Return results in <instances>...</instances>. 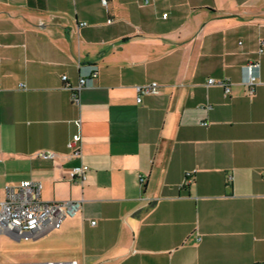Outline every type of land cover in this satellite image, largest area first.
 <instances>
[{
	"label": "crops",
	"instance_id": "1",
	"mask_svg": "<svg viewBox=\"0 0 264 264\" xmlns=\"http://www.w3.org/2000/svg\"><path fill=\"white\" fill-rule=\"evenodd\" d=\"M24 180L81 209L0 264H264V0H0V201Z\"/></svg>",
	"mask_w": 264,
	"mask_h": 264
},
{
	"label": "built area",
	"instance_id": "2",
	"mask_svg": "<svg viewBox=\"0 0 264 264\" xmlns=\"http://www.w3.org/2000/svg\"><path fill=\"white\" fill-rule=\"evenodd\" d=\"M106 6V0H99ZM166 16V15H164ZM85 24V23H82ZM246 73L244 86L247 89L246 94H252L259 84L260 67L258 61L248 62L244 66ZM97 69L94 67L88 75H81L77 84L72 85L68 82L67 76H61L64 87L70 91L71 101H77L79 92L85 86L91 85L92 80L96 77ZM207 86L219 85L223 88V93L228 94L230 87L227 80L216 81L208 78ZM157 82L141 84L134 87L137 93V101H142L145 95H154L159 93ZM79 126V122L76 123ZM79 133L74 134L67 147L74 155L79 154ZM41 158L53 156L50 152L38 153ZM87 167L79 164L68 172L67 178L70 182H82L85 179ZM195 171L187 172L184 175V184L192 181V175ZM6 197L0 201V233H6L15 240L40 238L49 230L58 228L64 218H70L76 215L81 209V200H60V201H43L40 197L41 183L38 181H21L16 185H7L5 187ZM91 223H94L92 221ZM47 264H53L48 262ZM63 264V263H58ZM70 264H76L71 261Z\"/></svg>",
	"mask_w": 264,
	"mask_h": 264
},
{
	"label": "rangeland",
	"instance_id": "3",
	"mask_svg": "<svg viewBox=\"0 0 264 264\" xmlns=\"http://www.w3.org/2000/svg\"><path fill=\"white\" fill-rule=\"evenodd\" d=\"M9 238V239H8ZM32 239V238H31ZM8 241V240H10V243H11V245L9 246V247H7V252L9 253V254H11V255H16V254H18V253H20V246H19V242L20 241H22V242H25V240H28V239H20V241L18 242V241H16V240H14L13 238H11L10 236H8L7 238L5 237V238H3V236L2 235H0V243H1V241ZM0 252H2V246H1V244H0Z\"/></svg>",
	"mask_w": 264,
	"mask_h": 264
}]
</instances>
